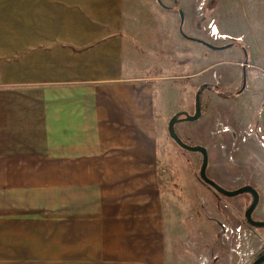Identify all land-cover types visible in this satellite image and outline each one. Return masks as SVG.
<instances>
[{
  "label": "crops",
  "instance_id": "obj_1",
  "mask_svg": "<svg viewBox=\"0 0 264 264\" xmlns=\"http://www.w3.org/2000/svg\"><path fill=\"white\" fill-rule=\"evenodd\" d=\"M206 1L263 90L264 0ZM150 2L0 0V264H173Z\"/></svg>",
  "mask_w": 264,
  "mask_h": 264
},
{
  "label": "rangeland",
  "instance_id": "obj_2",
  "mask_svg": "<svg viewBox=\"0 0 264 264\" xmlns=\"http://www.w3.org/2000/svg\"><path fill=\"white\" fill-rule=\"evenodd\" d=\"M50 1L55 3L54 18L53 12L62 11V0ZM152 1L148 6L152 32L139 42V50L148 61L147 76L155 79L160 187L168 218L171 212L175 218L169 219L174 225L171 238L178 243L171 261L251 264L264 253V228L249 225L244 217L251 195L224 196L204 183L199 177L200 153L180 148L167 125L178 112L192 115L199 94L200 117L187 121L180 116L176 133L187 144L206 148V174L220 186L233 190L251 185L260 194L252 218L264 220V89L251 76L249 65L244 66L245 54L239 46L210 50L183 36L208 38L212 23L217 35L213 37H218L214 21L206 17V0H159L169 9ZM35 10L37 14L41 9ZM244 73L245 87L239 93ZM168 239V247L173 248L170 235ZM226 247L229 251L224 253ZM189 250L203 259L191 258Z\"/></svg>",
  "mask_w": 264,
  "mask_h": 264
},
{
  "label": "water",
  "instance_id": "obj_3",
  "mask_svg": "<svg viewBox=\"0 0 264 264\" xmlns=\"http://www.w3.org/2000/svg\"><path fill=\"white\" fill-rule=\"evenodd\" d=\"M157 2L159 3V5L166 8V6L164 4H162L159 0H157ZM183 36L189 40L198 41L200 43H203L204 45L211 47V48L224 49V48H227L230 46V45H224L222 47H216L214 45H211L210 43L201 41L199 39H194L191 37H187L185 35H183ZM246 65H247V61L245 60L244 66H246ZM243 69H245V68H243ZM244 87H245V73L243 75V83H242L240 90H243ZM179 114H183L185 120H187V121L197 120L201 114L199 94L196 95L195 112L192 115H190L186 112H178V113L174 114L169 119L168 125H167V130H168L169 136L183 150L200 153L201 164H200V168H199V177L204 183L211 186L218 193H220L224 196H235V195L245 193V192L249 193L251 195V202L248 205V207L245 209V212H244L245 220L249 225H251L253 227L264 228V220H255L252 218V213L255 210V208L258 204V200H259L258 192L251 185H244V186H241V187L233 189V190H228V189H225L222 186H220L218 183H216L211 178H209L206 174V167H207V163H208V155H207L206 148L201 146V145H189V144H187L186 142L181 140V138L178 136V134L175 131L174 125L177 121V116ZM263 263H264V253L259 255L256 259H254L251 264H263Z\"/></svg>",
  "mask_w": 264,
  "mask_h": 264
},
{
  "label": "built area",
  "instance_id": "obj_4",
  "mask_svg": "<svg viewBox=\"0 0 264 264\" xmlns=\"http://www.w3.org/2000/svg\"><path fill=\"white\" fill-rule=\"evenodd\" d=\"M209 27H210V30H211V34H212V36H217L216 35V33H215V29H214V26H213V24L211 23V24H209Z\"/></svg>",
  "mask_w": 264,
  "mask_h": 264
},
{
  "label": "flooded vegetation",
  "instance_id": "obj_5",
  "mask_svg": "<svg viewBox=\"0 0 264 264\" xmlns=\"http://www.w3.org/2000/svg\"><path fill=\"white\" fill-rule=\"evenodd\" d=\"M241 86H242V85H241ZM240 88H241V87H240ZM242 91H243V90H238V92H239V93H242ZM180 116H183V117H184V115H183V114H182V115H181V114H179V115L177 116V119H178ZM215 191H216V190H215ZM216 192H217V191H216Z\"/></svg>",
  "mask_w": 264,
  "mask_h": 264
},
{
  "label": "trees",
  "instance_id": "obj_6",
  "mask_svg": "<svg viewBox=\"0 0 264 264\" xmlns=\"http://www.w3.org/2000/svg\"><path fill=\"white\" fill-rule=\"evenodd\" d=\"M166 8H168V7H166ZM218 47H222V46H218ZM264 264V263H263Z\"/></svg>",
  "mask_w": 264,
  "mask_h": 264
}]
</instances>
